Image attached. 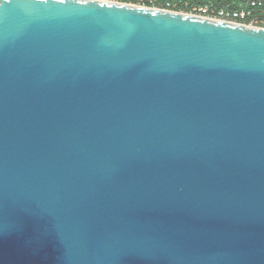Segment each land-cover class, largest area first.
Here are the masks:
<instances>
[{"label":"water","instance_id":"obj_1","mask_svg":"<svg viewBox=\"0 0 264 264\" xmlns=\"http://www.w3.org/2000/svg\"><path fill=\"white\" fill-rule=\"evenodd\" d=\"M0 264H264V29L0 0Z\"/></svg>","mask_w":264,"mask_h":264},{"label":"trees","instance_id":"obj_2","mask_svg":"<svg viewBox=\"0 0 264 264\" xmlns=\"http://www.w3.org/2000/svg\"><path fill=\"white\" fill-rule=\"evenodd\" d=\"M111 1V0H108ZM156 5L161 8H167L169 10L190 13L194 8L208 7L210 10H232L245 12L248 16L245 23L250 21H257L259 27L264 28V0H257L261 2V5L251 6L254 0H155ZM127 3L138 4L140 0H125ZM144 3L148 6L151 4L144 0ZM167 4L170 7H167Z\"/></svg>","mask_w":264,"mask_h":264},{"label":"built area","instance_id":"obj_3","mask_svg":"<svg viewBox=\"0 0 264 264\" xmlns=\"http://www.w3.org/2000/svg\"><path fill=\"white\" fill-rule=\"evenodd\" d=\"M146 1L149 2L151 5L150 6L146 5L144 3V0H140L138 4L127 3L125 2V0H111L109 2L134 5V6H139L143 8L161 10V11H167V12H173V13H180V12L169 10L167 8L166 9L161 8V6L158 7L156 5L157 3L155 0H146ZM256 5H261V2L257 0L252 1L251 6H256ZM167 7L169 8L170 5L167 4ZM181 14H187V15H191L195 17L207 18L210 20H216V21L227 22V23H232V24H239V25H243L247 27L262 28V27H259L258 22L254 20L246 24L245 20L248 15L245 12L232 11V10H212V9L210 10L208 7H202V8H194L190 13H181Z\"/></svg>","mask_w":264,"mask_h":264},{"label":"rangeland","instance_id":"obj_4","mask_svg":"<svg viewBox=\"0 0 264 264\" xmlns=\"http://www.w3.org/2000/svg\"><path fill=\"white\" fill-rule=\"evenodd\" d=\"M101 1H108V0H101Z\"/></svg>","mask_w":264,"mask_h":264}]
</instances>
